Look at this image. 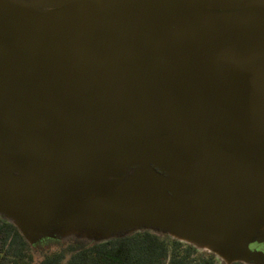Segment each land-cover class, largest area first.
Listing matches in <instances>:
<instances>
[{
    "label": "water",
    "instance_id": "water-1",
    "mask_svg": "<svg viewBox=\"0 0 264 264\" xmlns=\"http://www.w3.org/2000/svg\"><path fill=\"white\" fill-rule=\"evenodd\" d=\"M0 217L264 264V0H0Z\"/></svg>",
    "mask_w": 264,
    "mask_h": 264
},
{
    "label": "trees",
    "instance_id": "trees-1",
    "mask_svg": "<svg viewBox=\"0 0 264 264\" xmlns=\"http://www.w3.org/2000/svg\"><path fill=\"white\" fill-rule=\"evenodd\" d=\"M34 252L40 253L36 262ZM0 264H222L157 231L119 234L105 242L82 238L41 239L29 245L19 231L0 217ZM242 264V263H235Z\"/></svg>",
    "mask_w": 264,
    "mask_h": 264
},
{
    "label": "rangeland",
    "instance_id": "rangeland-1",
    "mask_svg": "<svg viewBox=\"0 0 264 264\" xmlns=\"http://www.w3.org/2000/svg\"><path fill=\"white\" fill-rule=\"evenodd\" d=\"M184 244H186V243H184ZM186 245H188V244H186ZM250 249H255L256 251L264 254V243H262V244H251ZM33 255H34L35 261L37 262L40 258V253L34 252ZM216 260L219 262V259H216Z\"/></svg>",
    "mask_w": 264,
    "mask_h": 264
},
{
    "label": "flooded vegetation",
    "instance_id": "flooded-vegetation-1",
    "mask_svg": "<svg viewBox=\"0 0 264 264\" xmlns=\"http://www.w3.org/2000/svg\"><path fill=\"white\" fill-rule=\"evenodd\" d=\"M262 243H264V241H263V242H260V243H255V242L250 243V244H249V248H250V245H251V244H262ZM251 250H252V251H256L255 249H251ZM257 252H258V251H257Z\"/></svg>",
    "mask_w": 264,
    "mask_h": 264
}]
</instances>
